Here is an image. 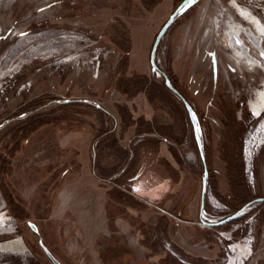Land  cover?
Here are the masks:
<instances>
[{
	"label": "rangeland",
	"instance_id": "374dc122",
	"mask_svg": "<svg viewBox=\"0 0 264 264\" xmlns=\"http://www.w3.org/2000/svg\"><path fill=\"white\" fill-rule=\"evenodd\" d=\"M227 2L186 5L153 58L195 114L200 215L191 123L150 66L180 0H0V244L23 246L0 249V264H52L39 241L60 264H264V203L202 224L237 212L242 192L264 198V38L257 65L238 57L223 42ZM43 97L68 104L9 121ZM95 187L140 197L147 222L90 240L72 200Z\"/></svg>",
	"mask_w": 264,
	"mask_h": 264
},
{
	"label": "crops",
	"instance_id": "0c3cea01",
	"mask_svg": "<svg viewBox=\"0 0 264 264\" xmlns=\"http://www.w3.org/2000/svg\"><path fill=\"white\" fill-rule=\"evenodd\" d=\"M96 187L93 188V192L90 189L86 197L72 200V206L75 208L73 215L75 212L77 214H75L73 225L76 229L87 232L90 240H98V238L109 235L113 230L131 231L139 224L147 222V211L144 205L142 204L140 208V203L145 201L139 200L140 197H135L138 206L123 205L111 199L107 192L98 194ZM155 219L154 222L159 221L161 216Z\"/></svg>",
	"mask_w": 264,
	"mask_h": 264
},
{
	"label": "water",
	"instance_id": "95a60500",
	"mask_svg": "<svg viewBox=\"0 0 264 264\" xmlns=\"http://www.w3.org/2000/svg\"><path fill=\"white\" fill-rule=\"evenodd\" d=\"M193 0H183L179 6L175 9V11L173 12V14L170 16L169 20L164 24V26L161 28V30L159 31L155 42L153 44L152 47V51L150 54V65L151 68L157 72H159V74L163 77L164 79V83L166 88L172 92L183 104L186 113L188 115L189 121L191 123L192 126V130H193V135H194V139H195V143H196V147L198 150V154L199 157L203 163V168H204V172H203V178H202V188H201V203H200V215L203 212L204 209V203H205V196H206V189H207V180H208V174H207V170H206V166H205V161H204V155H203V149H202V144H201V139L200 136L198 134V129H197V123H196V118H195V114L194 111L192 109V107L190 106V104L173 88V86L171 85V83L169 82V80L167 79V77L161 72L159 71V69L157 68L155 62H154V52L156 49V46L161 38V36L163 35V33L167 30V28L170 26V24L175 20L177 14L188 4H192ZM257 203H264V198H257L251 202H249L248 204H246L243 208H241L240 210H238L237 212H235L234 214L226 217L225 219L211 224V223H205L202 222V224L204 226H222L224 224H228L232 221H234L236 218H238L241 213L248 208L251 205L257 204ZM28 227L33 231V232H37V228L34 224L32 223H27ZM39 246L40 248L43 250V252L45 253V255L47 256V258L51 261L52 264H60L54 257L53 255L48 251V249L39 241Z\"/></svg>",
	"mask_w": 264,
	"mask_h": 264
},
{
	"label": "built area",
	"instance_id": "2783aa9c",
	"mask_svg": "<svg viewBox=\"0 0 264 264\" xmlns=\"http://www.w3.org/2000/svg\"><path fill=\"white\" fill-rule=\"evenodd\" d=\"M227 1L228 6L236 15L237 19L225 24L223 32L226 39L223 42H226L227 46L232 49L230 42H235V40H237L246 46V54L248 53L249 56L255 58L253 54L258 52L259 49L257 45L260 46L264 34L258 33L252 23L248 22L240 15V10L243 9L249 12L252 19L262 23L264 22V0ZM215 28H222L218 26V21L215 23ZM231 32H233L235 38L231 35Z\"/></svg>",
	"mask_w": 264,
	"mask_h": 264
},
{
	"label": "trees",
	"instance_id": "16d2710c",
	"mask_svg": "<svg viewBox=\"0 0 264 264\" xmlns=\"http://www.w3.org/2000/svg\"><path fill=\"white\" fill-rule=\"evenodd\" d=\"M183 0H180V3L182 2ZM179 3V4H180ZM179 6V5H178ZM151 66V65H150ZM160 71V70H159ZM155 72H157V71H155ZM158 74H159V72H157ZM163 73V72H162ZM166 77H167V79L169 80V82L171 83V85L173 86V88L178 92V89H177V86L175 85V82H173V80H172V77L170 76V75H168V74H165V73H163ZM160 75V74H159ZM162 77V76H161ZM163 78V77H162ZM163 87L167 90V91H169L167 88H166V86H165V83H164V79H163ZM170 92V91H169ZM172 95H174L172 92H170ZM179 93V92H178ZM180 94V93H179ZM181 95V94H180ZM175 96V95H174ZM182 96V95H181ZM176 97V96H175ZM183 97V96H182ZM177 98V97H176ZM184 98V97H183ZM50 98L48 97V98H41L40 100H38V101H35V102H32L31 104H28L27 106H25V107H22L21 109H20V111H18V112H16V113H14L12 116H10L8 119H9V121H18V122H20L21 121V119L22 120H24V119H26V115L28 114V112L30 111V112H33L34 110H33V105H36L37 103L38 104H40L39 102H41V106H40V109H45L47 106H50V105H52V107H55V109L56 108H61V107H64V106H66L68 103L67 102H62L61 100H49ZM178 99V98H177ZM44 100H46L47 102L46 103H44ZM179 100V99H178ZM180 101V100H179ZM187 101V100H186ZM181 102V101H180ZM182 103V102H181ZM184 107V106H183ZM33 110V111H32ZM53 111V110H52ZM201 139V138H200ZM201 144H202V141H201ZM202 149H203V146H202ZM93 153L95 154V151H93ZM92 161H93V163H92V165H93V169L95 170V157H93L92 158ZM205 166H206V164H205ZM204 169V168H203ZM98 180V179H97ZM240 196L242 197V198H239V196L238 197H236L235 196V202L236 203H240V208H238L236 211H238V210H240L241 208H243L246 204H248L249 202H251V201H253V200H255V199H252V200H248V201H246V195L242 192V194H240Z\"/></svg>",
	"mask_w": 264,
	"mask_h": 264
},
{
	"label": "bare ground",
	"instance_id": "6f19581e",
	"mask_svg": "<svg viewBox=\"0 0 264 264\" xmlns=\"http://www.w3.org/2000/svg\"><path fill=\"white\" fill-rule=\"evenodd\" d=\"M240 15H241V13H240ZM247 17H248V19L245 18V17H243V18L245 20H247L248 22L252 23V25L257 21L255 19L251 18V15H250L249 12H247ZM256 26H257V30H256V28H255V30L258 33L264 34V31H262L263 28L261 27V25H259V23H256ZM231 35L234 37L233 32H231ZM230 44H231V48L234 49L236 55L238 57H240L242 60L244 59L246 64H248V65H257L258 61L255 58L249 56L248 53L246 54V46L241 44V42H238L237 40H235V42H230ZM257 47L260 50V46L257 45ZM260 53H261V56L264 57V52L260 50ZM263 95H264V93H263ZM263 95L261 94L262 99H264ZM22 247L23 246L21 245L20 240H13V241H10V242H6L4 244H0V249H3V250H21Z\"/></svg>",
	"mask_w": 264,
	"mask_h": 264
},
{
	"label": "snow or ice",
	"instance_id": "6c2138e0",
	"mask_svg": "<svg viewBox=\"0 0 264 264\" xmlns=\"http://www.w3.org/2000/svg\"><path fill=\"white\" fill-rule=\"evenodd\" d=\"M262 31H264V29H262Z\"/></svg>",
	"mask_w": 264,
	"mask_h": 264
}]
</instances>
